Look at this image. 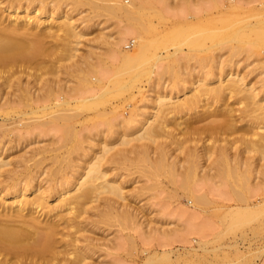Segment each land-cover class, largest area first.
<instances>
[{"label": "bare ground", "instance_id": "obj_1", "mask_svg": "<svg viewBox=\"0 0 264 264\" xmlns=\"http://www.w3.org/2000/svg\"><path fill=\"white\" fill-rule=\"evenodd\" d=\"M69 1L70 2L67 3V0H0V67L7 66L4 65L6 62H10V60L17 59L18 57L21 58L20 60L25 58L26 60H31L34 50L40 47V43L43 44L41 45L42 48L44 44H46V38L51 36L61 41L60 43H62V45L68 46V50L71 48L75 49L81 37L85 35V30L83 27L79 26L78 18L74 17V10L82 5H87L89 8V12L84 18H91V11L99 7L106 11L108 19H114L118 22V24L116 23L118 27L115 30V34H108L104 41L106 51V53H104V59L117 67L116 72L111 77H108L107 81L103 78L97 80L101 85L98 91L92 90V92L87 95H82L80 98H71L68 95H62L60 103L56 104L57 108L59 106L58 110L61 111L56 116L71 120L72 117L76 116H74L76 108L78 109L76 113L79 111L77 114L79 116L81 112L79 108L86 109V111H88V109L91 110L97 107L98 104L103 103L109 95L120 94L124 88L131 89L132 87H138V91L141 92L142 90L136 82H139V79H141L143 75L147 76V80L149 81L153 76L152 73H154L157 68L163 69L164 71L168 68L172 70L174 68V70H177L179 73L178 70L181 69L180 67L183 65L181 61L183 58L186 59L187 54H184V50L180 48L178 44H175L171 48L172 50L169 47H165L163 52H156V48L152 51V48L157 45L158 41L151 38L149 34L152 30V26L149 21L145 23V21L149 19L146 18L148 17L147 12L143 10L144 5H140L139 0H132L130 4H126L123 0ZM68 4L70 5L66 7ZM233 8L235 9L236 7L233 6ZM223 9L225 11V8ZM43 13L48 18L50 17V19L47 20L43 18L41 16ZM256 15L257 18L254 21L249 22V20L247 21L246 19L244 22L241 20V22H235L234 24L228 22L230 19L229 17L227 20V17L224 18L225 16L223 17L221 15V19L218 17L215 23L211 24L209 28L207 27L203 36L210 42V44L206 46L208 51L211 50L213 52L214 48H221L225 45L227 46L225 47L227 51L229 48L227 57L220 56L221 58L217 59L213 55H210L208 58L209 62L205 61L207 64L205 66L208 67H213L216 64L218 66L217 68H219L218 74H216L214 78L215 74L211 70L214 75H210L209 79L205 77L206 74H201L199 81H196L198 84L192 87L194 91L192 90V92H190V90V93L184 91V89H188L189 86L191 87V84L187 86L188 82H185V76L182 77V74L176 78L177 80H171V83L173 82L171 86L167 85L168 81L166 85L164 84L166 83L164 82L165 80L162 81V83H160L162 88L160 89L161 91L163 90L162 93H157L159 88H155L157 87V82L155 81L156 84L153 83L152 86L155 84L153 89H156L157 95L153 101L156 102L157 107H155L156 110H154L155 114H150L152 117L154 115V118L148 115L146 117L144 114L145 112H142L143 110L137 111L135 109L130 111L129 116L119 118L120 114L116 108H118L120 103L111 104L112 117H114L112 119H115L116 128L118 130H125L124 132L119 130L124 133L120 135L122 141L120 140L121 142L119 143L121 146H119H124L122 144L124 143L125 146L128 147L131 145L129 141L134 138L135 141L139 142L135 144L134 140H132L131 142L134 144L132 143L129 148H118L119 150H116L117 153L115 155L120 154L118 156L119 158L124 157V159L127 160L130 157L128 153L134 152V155H136L137 153L135 150L137 149L136 151H138L140 155L143 154L142 157L144 159L138 160L141 162L147 161V167L151 165L149 168L152 169V171V166L155 165H161V168L165 165V169L167 166H170V169L167 167L166 172L169 176L168 172L171 171L172 165L176 167L181 160L175 162L176 155V157L174 156L175 159L173 156L170 158V156L174 154H170L171 152H169V149H177L176 151L179 149H186L184 153H186V151L189 152V149H196V152H192L191 150L189 152L190 154L188 153L191 156L186 158L187 160L184 158L187 163L183 161L184 159L181 161L183 164L186 163L188 165L185 164L184 167H182L185 169L187 166L188 169H185V173H182L183 175L185 174L183 177L184 181L185 179L192 178L193 175L195 180L198 179L195 172L196 170L194 169L195 171H193L192 167L197 169V167H199L197 162H199L200 158H204V156L207 158V161L208 159L210 160L208 161L210 164H207V166L209 165V168L207 167L208 170L206 171V169H204L206 171L205 177L204 174H202L203 172L201 173V175H203L201 177H204V179H210L213 182L214 180L217 181V179L221 181L225 180L228 183L231 182V185L239 182L243 183L244 186L248 181L251 182L250 178L253 176L254 178L259 174H262L260 176H264V96L259 95V90L256 86L244 83V77L234 74L231 72L232 69L229 68V66L231 67L235 63L232 61L234 53L240 51L241 47L244 48L243 43L246 41L253 45L261 43L264 47V6H257ZM85 27L86 26H84V28ZM189 29L188 27L181 28L180 30L177 27L169 28L165 31V35L163 34L162 37H159V40H171L170 38L174 39L178 36L177 34H179L181 35L183 43L191 45L194 42V38L190 36L192 34ZM128 35L133 36L130 39L132 44L131 47L124 48L121 45V41L126 39ZM177 40L179 41V39ZM248 49L250 50V48ZM182 50L184 54L183 57L180 56ZM260 51H262V49H260ZM37 52L39 54L41 50L39 49ZM255 52L257 53L256 50ZM69 56L71 57L72 53H69ZM16 59L15 61H17ZM150 59H152V61H150ZM32 61H27L25 64L28 62L31 63ZM29 63L26 64V66H32ZM7 64H9L7 68L10 70L12 65L10 66L11 63ZM226 66L230 69L228 72L224 69ZM7 68L5 67L4 69ZM174 70L172 72H175ZM182 71L184 72V70ZM182 71L180 73H182ZM172 72L170 73L172 74ZM185 72L187 71L185 70ZM235 73L237 72L235 71ZM188 74H190V72ZM176 76H174V78ZM2 79L0 78V80ZM85 79L88 80V83H92V79H88L87 77H85ZM110 82H113V85L107 86ZM11 83L12 82L9 83L10 85L6 83V85L10 87L12 86ZM29 85L31 86L30 82ZM29 85L23 84L25 87L22 88V86H19L17 88H22V91L19 89L20 93L23 92L25 88V93L21 95L18 94L19 92L17 93L15 88V92L13 88H10L13 94L4 96L1 91L3 89L2 82L0 81V105L5 102L8 106L16 100H26V104L31 105V103L28 102L30 100L32 101L33 98L36 99V97H34L35 92H31L32 88ZM168 87L171 91L167 90ZM172 90L175 93H173L174 95H171ZM133 94L134 93H131V95ZM1 99H3V101H1ZM105 101L107 102V100ZM122 104L127 105L128 102L125 101ZM3 105L4 104H2V106ZM12 106L14 105L12 104ZM5 108L6 107H4V110H0V128L3 125L2 121L8 116V113H6L8 111H5L7 108ZM10 108L11 107H9V109ZM15 108L16 107H14V109ZM43 108L45 107L43 106ZM56 111L57 109H54V112ZM30 112H35V108L33 110L31 107ZM69 127L67 129H72V127ZM126 130L129 131L128 133L136 134H133L134 136L130 134V137L131 135L133 137L129 138V134L125 133ZM1 131H3L2 128ZM116 131L117 130H115L114 133ZM75 134L77 133L73 131L70 133V136L74 135L75 137ZM119 134L116 135L119 136ZM117 136L115 137L117 138ZM125 136H127L126 139H124ZM67 139H69V134ZM106 142L109 144L110 141ZM107 145L102 148L107 149L106 151L109 152V146L107 147ZM148 149H156L155 151L157 153L160 150L157 159L153 156L155 158V160H153L154 158L148 153ZM197 149H205L206 151L207 149L214 150H212V152L209 150V152H207L208 155L203 154L206 153V151L203 150L204 152H202V155L200 154L201 152H197ZM74 150L75 149H66V155L63 153L60 156H56V161H59V164L51 168L42 169H37L33 164H29L28 162H26L22 168H19L15 166L19 164V161L12 165L11 159H4L5 156L2 157V155H0V264H91L87 259L94 250V244L90 240L86 241L84 244L79 242L81 237L79 234H76V232L81 228L80 224H83L85 213L89 210H93V215L98 214L100 210L102 211L100 208V210H98V203H96L101 191L106 190L108 193L116 194L117 197L118 195L119 197L121 196L122 191L119 186L120 184H114V182L108 183L105 180L101 182L100 178L105 179L104 175H106V172L101 169L102 166H100L101 162H99V158H103V156L100 155V157L99 154H95V156L92 158L90 157L88 160L86 159L87 161L84 163L85 165H82V169L76 167L74 170L69 171L73 163H69L67 159L71 161V156H69V154ZM103 151L105 150H102V155L104 153ZM180 152L182 154V151ZM167 153L170 154V156L168 155L169 157H167ZM255 154L259 155V162L260 160L263 161H261L260 166L257 164L259 162L253 163ZM186 155L187 154H185L184 157H186ZM127 156L129 157L127 158ZM130 158L132 159L133 157ZM169 158H173V160L171 161ZM177 159H179V157H177ZM125 160H123V162H125ZM23 161L25 162L24 159ZM144 163L146 165V162ZM174 164L176 165L174 166ZM181 164L182 163L179 165ZM256 164L260 168H256ZM195 165H197V167ZM178 168H180V166ZM190 168L192 170L191 173H189ZM212 169L214 170L213 172ZM173 170L175 171L171 172L176 173V169L173 168ZM150 171L151 170H149V172ZM186 171L188 172L186 173ZM158 172H160V170ZM44 173L46 176H42ZM256 173L259 174L255 176ZM150 174L152 173L150 172ZM176 174L174 178L177 177ZM190 174H192V177ZM171 175L172 174H170V176ZM241 187L242 186H240V188ZM236 189L237 188L232 189L231 193H226L227 196L239 202L242 200L245 202V205H236L230 209V222L232 224L250 223L252 218L256 217L255 214L257 215L258 212L260 213L262 211L261 206L263 204H260L261 201H257L256 203L251 201L257 191H254V193ZM184 193L188 197H193L194 199L201 198V195H196L191 192H182L177 196H183ZM193 198L190 199L192 200ZM108 201L110 203V200L107 199V206H109ZM124 205L126 206L121 205L123 208L122 210L121 208L118 209V211H123L125 213V218H122V213L117 212L118 214H116L121 217L120 220L118 219L121 222L124 219L131 220L130 215L133 214V210L130 209L126 203ZM108 208L107 212H110L111 205ZM248 219L249 222L247 221ZM125 222L123 223L124 226L127 223ZM71 228H75V230L72 231L73 233L70 231ZM244 233L246 234V231ZM245 234H242V236ZM70 241H72L73 246H69ZM187 241L188 240L181 242L183 244L182 247L173 246L175 242H166L162 244L165 246L159 249V251L157 250L158 257H163L171 261L173 255L176 256L173 259L177 258L180 254V249H194V247L186 245ZM194 241L201 242L197 239H194ZM189 242L190 241H188V243ZM230 245L235 246L236 243L232 242ZM227 246L230 247L229 244H227ZM236 247L237 246H235V248ZM151 255L153 256L154 254L152 253Z\"/></svg>", "mask_w": 264, "mask_h": 264}, {"label": "rangeland", "instance_id": "obj_2", "mask_svg": "<svg viewBox=\"0 0 264 264\" xmlns=\"http://www.w3.org/2000/svg\"><path fill=\"white\" fill-rule=\"evenodd\" d=\"M69 2L70 1L67 0V3ZM123 2L130 4L132 0H123ZM139 2L140 5H144V8H142L147 12L148 16L145 17L149 19L145 21V23L149 21L152 26V30L149 34L151 38L158 41L157 45L152 48V51L156 48V52H163L165 47L171 49L175 44H178V46L184 50V54H187L186 59L183 58L181 61L183 69L181 66V69L178 70L179 73L182 70H184V72L182 71L179 75L174 68L173 70L175 72H172L173 70L170 68L167 70L165 69L166 71L157 68L159 70L156 69V71L152 73L153 76L149 81L147 80L148 77L143 75L142 78L140 77L141 79H139V82H136L137 85L140 86L141 92L138 91V87H132L131 89L124 88L122 90L123 92L121 91L120 94L109 95V97L105 99L107 102L104 100L103 103L92 108L93 110L88 109V111H86V109L79 108L81 111L80 113H82H79V116L77 115L79 111L76 113L78 110L76 108L75 113L73 110L74 116H76L72 117L71 120L56 116L61 111L58 110L59 106L57 108L56 104L60 103L62 95H68L71 98H80L82 95L89 94L92 90L98 91L101 85L97 80L103 78L107 81V78L114 75L117 69L115 65L110 64L104 59V53H106L104 41L108 34H115L118 22L114 19H108L106 11L99 7L91 11V18H84L89 12V8L87 5H82L74 10V17L78 18L79 26L83 27L85 35L81 37L75 49L71 48L68 50V46L62 45V43H60L61 41L51 36L46 38V44H44L42 48L41 45L43 44L40 43V47H38L37 50L35 49L36 51L34 50L31 60H26V58L20 60L21 58L18 57L19 59L15 58L17 61L12 59L10 62L8 61L4 64L7 66L3 65L4 67H0V72L2 73V76L0 73V78H3L0 81L4 89V91L3 89L1 91L4 96L13 94L15 89L17 93L19 92V95L25 93V88L21 93L19 89L22 91V88L25 87L23 84L29 85L30 82L31 86H29L32 88L31 92L34 91V97H36V99L33 98V102L31 100V102H28L31 103V105L26 104V100H16L8 106L5 102L2 103L4 104L3 106L2 104L0 105V110H4V107L7 108H5V111H8L6 113H8L9 116H6L4 121H2L3 125L1 128L3 131H1L0 128V155H2V157L5 156L4 159H11L12 165L19 161V164L15 165L19 168H22L23 165L28 162L29 164H33L35 168L42 169L56 166L59 164V161H56L57 155L60 156L63 153L66 155V149H75L69 154V156H71V161L67 159L69 163H73L69 171L74 170L76 167L81 168L82 165L90 157L92 158L95 156V154L103 156V158H99V162H101L100 166L103 167H101V169L106 172V175H104L105 179L100 178L101 182L105 180L108 183L114 182V184H120L119 186L122 191L120 197L123 198L103 190L101 192H105L99 193V199L96 202L98 203V210L102 209V211L100 210L98 214L92 215L93 210H89L84 214L85 218H83V224H80L81 228L76 234H79L81 237L79 242L84 244L86 241L90 240L94 244V250L87 259L91 264H264V176H260L262 174L258 173V175L256 173L255 176H258L255 178L252 175L253 177L251 176L252 178H250L251 182L248 181L250 185L245 183L244 186L243 183L239 182H237V184L233 183V186L231 182L228 183L223 179V181L217 179V181L214 180L213 182L210 179H204L206 171L208 170L207 167L209 168L207 164H210V162H208L210 160L208 159L207 161V158L204 156V158L202 157L203 159L200 158L199 162H197L200 168L197 167V165H195L197 169L192 167L193 171L196 170L195 172L198 179L195 180L193 175V180L192 174H190L192 178L185 179L184 181L183 177L185 174L183 175L182 173H185L184 171L188 166L186 164V158L191 156L189 155L191 150L192 152H196V149H189V152L186 151V153H184L186 149H179L182 151V154L179 150V152L176 151L177 149H169V152H171L170 154H174L171 156L168 154L169 152L167 149V157L170 156L171 158L176 155L179 159L175 156V162L181 159L179 164L182 163L181 165H183L181 166L176 163L180 168L177 166L173 167L172 165L171 171H175L173 170V168H175L177 174L170 171L168 172L169 176L166 173L168 166L166 169L165 165L162 168L161 165L152 166L153 172L152 169L149 168L151 166L150 164V166L147 167V161H144L146 165L143 161H139L138 159H143V154L140 155V153L136 151L137 149L135 150L137 153L136 155L139 153L140 156L134 155V152L128 153L129 156L133 158L131 159L127 156V158L129 157L128 159L131 160H125L124 157H120L121 159L123 158L121 161L118 157L120 154L115 155L117 153L116 150L118 151V148L122 147L124 149L125 147L129 148L133 143L131 142L132 140H134L135 144L139 142L135 141V138L132 140L130 139L131 141H129V143L131 145L127 147L122 143L124 146L120 147L121 145L119 142L122 141L120 135L125 130L119 129L123 131L120 132L116 128L115 119H112L114 117H112L111 112L113 103H120L118 108H116L120 114L119 118L129 116L132 109L137 111L143 110L142 112H145L144 114L146 117L147 115L151 116V113L155 114L154 110H156L155 107H157L156 102L153 100L157 93L163 92V90L161 91L162 88L160 84L162 81L165 80V85L168 81L167 85L171 86L173 84L171 80L174 81L182 74V77L185 76V82H188H186L187 86L191 84V87L189 86L188 89H184V91L190 93L193 90V85L195 87L198 84L197 82L201 74H206L205 77L207 79L210 78V75L213 76L215 74V78L216 74H218V66L215 64L213 67H208L205 66L207 65L206 62H209L208 58L210 55H213L217 59H220V56L227 57L229 48L227 51V48H225L227 46L225 45L221 48H214L213 52L211 50L208 51L206 46H208L207 44H210V42L203 36L207 27L209 28L211 24L216 22L218 17L221 19L220 17L222 16H225L224 18L227 17V20L230 18L228 22L232 24L241 22V20L244 22L246 19L247 21L249 20V22L254 21L257 18V6H264V0H139ZM69 5L70 4L66 5V7ZM233 6L236 8L234 9ZM223 8H225V11ZM41 16L47 20L50 19V17L48 18L44 13ZM84 26L87 28H84ZM173 27H177L179 30L184 27L190 28L189 31L192 35H190V33L189 35L194 38V42L191 45L183 43L181 35L179 34H177L178 36L174 39L169 37L175 42L169 39L166 41H163V39L159 40V37L166 34L165 31ZM132 37V35L126 36V39L121 41V45L124 48L131 47L132 41L130 39ZM177 39H179V41ZM252 45L253 44L247 41L243 43L244 48L241 47L242 50L240 48V51L234 53L232 57V61L233 63L235 62L236 65L234 63L235 66L232 65L233 67L229 66V68L232 69L231 72L234 74L243 76L244 83L256 86L259 90V95L264 96V47L261 43L255 44L256 46L253 45V47ZM245 46L250 48V50ZM39 49L42 53L39 52L38 54L37 51H39ZM260 49H262V51H260ZM183 50L180 54L181 57L184 56ZM69 53H72L71 57ZM18 60L21 62L23 60L26 61L21 63ZM27 61H32L31 63L28 62L32 66H26L28 63L25 64V62ZM150 61H152V59H150ZM7 63H11L10 66L12 65L10 70L7 68L9 66ZM5 67L7 69H4ZM227 67L228 66L224 68L226 72L230 70ZM233 69L237 73H235ZM185 70L187 72H185ZM10 71L16 72L11 73ZM170 72H172V74ZM189 72L190 74H188ZM174 76L176 77L174 78ZM85 77L92 79V83H88ZM155 81L157 82V87H155ZM10 82H12L11 84L13 87H9ZM4 83L5 85L6 83L9 85L5 86ZM153 83L155 84L152 86ZM109 85H113V82L108 83L107 86ZM19 86H22V88L17 89ZM154 87L157 89L159 88L157 93L156 89H153ZM10 88H13V91ZM167 90H169V87ZM131 93L134 94L131 95ZM173 93L174 91L172 90L171 95L175 94ZM1 101H3V99H1ZM123 101H127L129 105L122 104L124 103ZM12 104L14 106H12ZM43 106L45 108H43ZM9 107L11 108L9 109ZM14 107L16 108L14 109ZM31 107L33 110L35 108V112H32L33 114L30 112ZM54 109H57V111L54 112ZM151 118H154V115L153 117L151 116ZM67 126L72 127V129L69 127L71 131L67 129ZM72 130L74 133H77L75 137L74 135L70 136V133L73 132ZM115 130L117 131L114 133ZM128 132L129 131L126 130L125 133ZM68 134L69 139L73 138L70 140L67 139ZM116 134H119V136ZM128 134V137L131 138L136 133H133L134 135L132 133ZM130 134L133 136L131 135L130 137ZM115 136H117V138ZM126 137L127 136H125L124 139H126ZM106 141H110L109 144ZM106 145L107 147L109 146V152L106 151L107 149L102 148ZM102 150H105L103 151V155ZM151 150L152 149H148V153H150L152 157L155 156L157 159L160 150H157L158 153L155 151L156 149ZM203 150L206 151L205 149H197V152H201L200 154H202V152H204ZM209 150L212 152L214 149H207L206 153L203 154L208 155L207 152H209ZM185 154H187L186 157H184ZM254 156L255 160L253 163L255 164V162H259V155L255 154ZM155 158L153 160H155ZM170 158L169 160L172 161L173 158ZM123 160H125V162H123ZM182 160L186 161V163L183 164V162H181ZM261 161L262 160L257 163L258 166H260ZM176 164H174V166ZM185 164L187 166L183 169L182 167H184ZM257 164L256 168L258 167ZM169 167L168 169H170ZM204 169H206V171ZM149 170H151L150 172L152 174H150ZM159 170L160 172H158ZM192 170L190 168L189 173H191ZM213 171L212 169V172ZM187 172L188 171H186V173ZM201 173L204 174V177H201L203 176ZM170 174L172 175L170 176ZM175 174L177 176L176 178H174ZM42 176H46L45 173ZM240 186L242 187L240 188ZM244 187L247 188L245 189ZM235 188H237L236 190L240 188L239 190L247 192L257 191L256 193L254 192L255 195L251 201L254 203L261 201L260 204H263L262 206L260 205L262 211L257 213L258 216L255 214L256 217H253L254 219L252 218V220L250 219V223L232 224L230 222V209L236 205H245V202L242 200L239 202L227 196L226 193H231L232 189ZM182 192L195 193L196 195H201V198L194 199L193 197H188L185 193L183 196L178 197L177 195ZM190 198L193 199L191 200ZM107 199H109L111 203L110 204L108 201L109 206H107L106 203ZM123 203H126L130 209L133 210V214L130 215L131 220L122 219L123 221L121 222L119 221L121 217L116 214L122 213V218H125V213L121 211L123 208L121 205L126 206ZM110 205L112 211L110 210V212H107V208L110 207ZM120 208L121 210L118 211ZM247 221L249 222V219ZM124 222L126 223L125 226L123 224ZM74 230L75 228L70 229L71 232ZM245 231L246 234L244 233ZM242 234L245 235L242 236ZM194 239L202 243L194 241ZM186 240L190 242L188 243L187 241V244H185L194 247V249H180V256L178 255L177 258H175L176 260L173 259L176 257L174 255L171 261L163 257H158L157 250L159 251V249L165 246L162 244L166 242H175L173 246L182 247L183 244L181 242H185ZM232 242L236 243L235 246H237V249L239 248L238 250L234 245H230ZM226 243L229 244L230 247H228ZM69 246H73L72 241H70ZM152 253L155 257L151 255Z\"/></svg>", "mask_w": 264, "mask_h": 264}]
</instances>
